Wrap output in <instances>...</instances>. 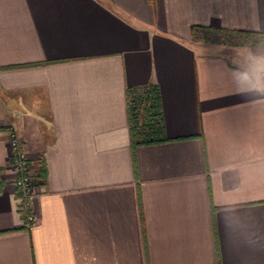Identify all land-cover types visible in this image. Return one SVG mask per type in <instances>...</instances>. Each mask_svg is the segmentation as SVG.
<instances>
[{
	"label": "crops",
	"instance_id": "0c3cea01",
	"mask_svg": "<svg viewBox=\"0 0 264 264\" xmlns=\"http://www.w3.org/2000/svg\"><path fill=\"white\" fill-rule=\"evenodd\" d=\"M261 34L264 0H0V264H264V93L233 77ZM149 84L168 140L132 149L126 88Z\"/></svg>",
	"mask_w": 264,
	"mask_h": 264
},
{
	"label": "trees",
	"instance_id": "16d2710c",
	"mask_svg": "<svg viewBox=\"0 0 264 264\" xmlns=\"http://www.w3.org/2000/svg\"><path fill=\"white\" fill-rule=\"evenodd\" d=\"M218 30L224 32H232L226 28L219 26H192L191 35L196 39L200 31ZM238 32V31H235ZM244 32V31H243ZM246 34H250L246 32ZM264 39V34H261ZM211 40L218 42L217 38ZM20 65L1 66L0 68H11ZM126 100L128 109V124H129V137L132 149L141 144L158 143L168 140L164 135L162 115L159 103V92L154 84H149L143 87H127ZM45 169L42 165L39 166L37 175L43 176Z\"/></svg>",
	"mask_w": 264,
	"mask_h": 264
},
{
	"label": "built area",
	"instance_id": "2783aa9c",
	"mask_svg": "<svg viewBox=\"0 0 264 264\" xmlns=\"http://www.w3.org/2000/svg\"><path fill=\"white\" fill-rule=\"evenodd\" d=\"M8 143L10 145V157L8 168L13 175L18 207L27 221H32V214L29 211L32 189V171L26 160L25 153L21 147L20 139L12 125L6 127Z\"/></svg>",
	"mask_w": 264,
	"mask_h": 264
},
{
	"label": "clouds",
	"instance_id": "9594fccd",
	"mask_svg": "<svg viewBox=\"0 0 264 264\" xmlns=\"http://www.w3.org/2000/svg\"><path fill=\"white\" fill-rule=\"evenodd\" d=\"M233 77L237 88L241 92L264 93V53H249L246 69H234Z\"/></svg>",
	"mask_w": 264,
	"mask_h": 264
},
{
	"label": "rangeland",
	"instance_id": "374dc122",
	"mask_svg": "<svg viewBox=\"0 0 264 264\" xmlns=\"http://www.w3.org/2000/svg\"><path fill=\"white\" fill-rule=\"evenodd\" d=\"M205 37H208L209 39H212V38H217L218 42H225V43H230V42H236V43H245V44H253V45H258V41H259V38L258 37H254V36H246V35H241V34H238V33H230V32H224V31H218V30H214V29H211V30H206V31H200L198 34H197V37L196 39H199V40H203L205 41ZM210 42H212L211 40H208ZM262 42H264V39L261 40ZM239 48V47H237ZM32 171V170H31ZM36 176L37 173H36ZM33 177H34V173L32 171V180H33Z\"/></svg>",
	"mask_w": 264,
	"mask_h": 264
}]
</instances>
